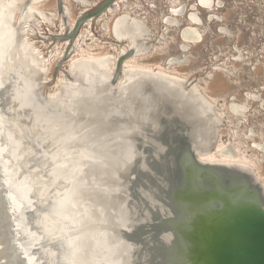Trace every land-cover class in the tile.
<instances>
[{
  "label": "bare ground",
  "instance_id": "1",
  "mask_svg": "<svg viewBox=\"0 0 264 264\" xmlns=\"http://www.w3.org/2000/svg\"><path fill=\"white\" fill-rule=\"evenodd\" d=\"M26 1L0 0V264H264V223L254 229L251 219L264 207V194L249 173L264 185V137L239 126L244 118L252 124L248 111L258 97H217L209 80L191 83L181 72L204 42L205 28L194 15L183 25L168 18L163 27L181 24L185 56L153 63L148 60L164 57L168 42L144 53L149 27L136 16L139 11L133 14L134 5L123 8L130 0H116L99 16L113 19L109 29L102 28L115 44L99 43L87 21L67 72L43 94L48 60L30 33L48 19L42 11L46 0L24 9ZM208 1H196L192 11L217 6ZM171 8L172 15H182ZM67 44L50 56L62 57ZM134 45L138 52L123 61L114 84L119 58ZM87 62L97 64L91 71L76 70ZM225 69L236 78L226 67L212 70ZM126 70L161 75L177 85L129 82ZM252 137L257 139L249 152ZM194 159L250 175L206 172ZM240 187L252 192L242 195L243 204ZM214 203L221 205L218 211ZM230 221L235 229L227 227Z\"/></svg>",
  "mask_w": 264,
  "mask_h": 264
},
{
  "label": "rangeland",
  "instance_id": "2",
  "mask_svg": "<svg viewBox=\"0 0 264 264\" xmlns=\"http://www.w3.org/2000/svg\"><path fill=\"white\" fill-rule=\"evenodd\" d=\"M66 1L64 0V6L67 12L64 15L60 14L58 0H46L44 2L46 6L43 7L42 11L48 19L31 28L30 39L35 42V46L39 50L41 49L42 58L48 60V74L46 77L47 79L48 76L51 77L49 78L51 81L45 85V93L54 86L57 69L61 66L65 68L68 65L69 57L75 49L73 45L75 46V42L79 41L77 38L81 36L82 30L85 29L84 27L88 22L91 21L88 26L89 33L93 34L92 36H95L99 43L108 46L114 43L111 33L103 29L105 25L109 29L113 19L106 16L101 21L99 17L109 11L112 6H108L98 13L108 0ZM196 1L201 3V0H130V3L126 4L127 6L124 4L122 6L126 9V7L134 5L133 14L139 11L136 16L143 18L151 32L148 41L150 49L154 45L160 44L161 41L168 42L166 44V47L169 45L168 50L164 52V57L159 56L148 60L153 63H164L172 54L185 56L180 48L182 45L179 35L180 25H183L184 22L187 23V16L190 18L194 15L201 31L205 28L202 36L204 42L192 50V63L181 68V72L191 78V81L198 78L203 84H206L205 82L209 80L207 83L211 84L210 93L217 97L229 98L234 96L235 98L237 95L238 100L236 102L244 101L248 95L258 97L252 98L251 107L248 111V117L251 118L250 122L253 125H249V120L244 118L239 126L240 128L242 126L246 128V130L242 129L245 130V134L252 129L255 134L254 137H259V134L264 137V127L259 126L261 123L264 124V0H216L217 6L215 8L211 7L208 10L200 8L192 11ZM212 1L209 0L207 4H213ZM115 2L116 0L113 1V4ZM87 5H89V8L82 10V7ZM171 7H176V10L182 12L180 13L182 15H172L173 8ZM86 10L88 12L83 13ZM84 16L86 18L79 26L77 33L70 36L78 25L80 18ZM168 18H173L175 21L179 19L181 24L175 28L170 27V30L166 28V32L163 27ZM73 19H75L74 29L70 30L69 26L73 23ZM90 39H92L91 36ZM66 41L68 44L64 48L62 57L52 58L50 56L52 50L58 47L62 49ZM122 44V42L117 43L120 46H123ZM226 63H228L227 66ZM218 66L232 70L237 75L236 78L230 76L226 69L224 72L212 70ZM53 75L54 77H52ZM210 75H213V77H210ZM229 127L223 128L225 133L223 138H229L227 134ZM245 134L243 133V135ZM254 137L248 139L247 150L249 152L253 150L252 147L254 148V142L257 139ZM236 138L232 137L234 142ZM259 138L261 139V137ZM216 146L217 141L212 151L215 150Z\"/></svg>",
  "mask_w": 264,
  "mask_h": 264
},
{
  "label": "water",
  "instance_id": "3",
  "mask_svg": "<svg viewBox=\"0 0 264 264\" xmlns=\"http://www.w3.org/2000/svg\"><path fill=\"white\" fill-rule=\"evenodd\" d=\"M31 1H33V0H28L26 3H25V5H24V9L28 6V3L29 2H31ZM82 1H84V0H82ZM113 1L114 0H108L106 3H105V5L102 7V9L98 12V13H100L101 11H103L104 9H106L108 6H112L113 7ZM58 3H59V10H60V14H64V15H66V12H67V9L65 8V6H64V0H58ZM24 9H23V11H24ZM86 18V16H84V17H81L80 18V20L78 21V25L76 26V28L72 31V33L70 34V36H72V35H74V34H76L77 33V30H78V28H79V26L81 25V23L83 22V20ZM20 22V21H19ZM18 26H19V24H18ZM148 36H149V31H148V34H147V36H145L146 38H147V40H143V43L145 44V52L144 53H147L148 54V52H149V50H150V45H149V38H148ZM138 52V48L134 45L133 47H131V49H130V51L129 52H125V53H123L122 55H121V57H120V59H119V61H118V66H117V69H116V72L115 73H113V75H111V77H113V79L112 80H114L113 82H114V84H117V82H118V80H119V78H120V76H121V74H122V71H123V69H122V63H123V61L126 59V57H128V56H130V55H133V54H136ZM173 59H171L170 61H172ZM95 64H97V63H92V62H87L86 64H82V63H80V64H77L75 67H76V70H78V67L80 66V67H86L87 68V70H90V69H88V67H91V66H95ZM80 67H79V69H80ZM86 68H84V69H86ZM91 71V70H90ZM128 73H127V75L129 76V78L130 79H128L129 80V82L130 81H132L131 79H138V80H143V79H152V80H154V81H160V82H163L164 84H166V85H177V81H173V82H171V81H169V80H167V79H165L163 76H161V75H152L151 73H148V72H144V71H133V70H126ZM134 83V82H133ZM180 84V83H179ZM115 88V87H114ZM114 90V89H113ZM121 92H123V90L121 89V91H120V93ZM114 94H116V93H114ZM192 94L195 96L196 95V93L195 92H192ZM197 99H199L200 101H203L202 100V98L197 94ZM199 101V102H200ZM204 102V101H203ZM201 104L202 105H204L202 102H201ZM208 111V110H207ZM213 114V116H214V113H212ZM191 155H193V154H191ZM194 161H195V163L197 164L196 165V168L197 169H199V170H206V172L207 171H210V170H213V169H215V168H219V169H231L233 172H239L240 173V171H243V172H245L246 174H248V175H250L251 174V180H252V183L254 184V185H256V186H258L259 187V189H261L260 191H261V193H263L264 194V185L261 183V181L257 178V176L253 173V178H252V172L250 171H248V170H243V169H238V168H235V167H233V166H229V168H228V166H219V165H217V166H212V165H209V164H206V163H201V162H196V160L194 159ZM213 168V169H212ZM250 174H249V173ZM208 183H206L205 184V188H206V190H211L214 186H213V184H211V183H209V181H207ZM250 188H253V187H250ZM205 190V189H204ZM240 190H242V191H240V192H243L242 194H240V196H237L238 198H239V200H240V203L241 204H243V201H242V198L244 197V196H242L243 194H247V193H252V192H247L246 190H244L242 187H240ZM237 193H239V192H235L234 194H237ZM233 197V196H232ZM231 197V198H232ZM236 198V197H235ZM263 198H264V196H263ZM217 202V201H216ZM225 204V203H224ZM232 204H235V205H238L237 203H235V202H232ZM262 205H264V204H262ZM221 208V205L219 204V203H214V206L212 207V209H213V211L215 210V211H218L219 209ZM221 211V210H220ZM219 211V212H220ZM209 212V211H208ZM210 213V212H209ZM251 215H252V213H251ZM253 217L251 218L252 220H253V227H254V229H255V227L258 225L259 226V224H262V223H264V207H262L261 205H259V207L257 208V209H255L254 210V212H253V215H252ZM249 218H250V216H249ZM257 220H256V219ZM236 224L237 223H235L234 221H230L228 224H227V227H230V228H236ZM258 228V227H257ZM261 228V227H260ZM255 231V230H254ZM262 231H264V230H262Z\"/></svg>",
  "mask_w": 264,
  "mask_h": 264
},
{
  "label": "flooded vegetation",
  "instance_id": "4",
  "mask_svg": "<svg viewBox=\"0 0 264 264\" xmlns=\"http://www.w3.org/2000/svg\"><path fill=\"white\" fill-rule=\"evenodd\" d=\"M226 4H227V1H226ZM74 46V45H73ZM67 67H68V65L65 67V68H63L62 66L61 67H59L58 69H57V75H56V77H55V82L57 81V78H58V76L60 75V73L62 72V70L64 71V72H67ZM56 72V71H55ZM52 77H54V75L52 76ZM210 77H213V75H210ZM49 78H51V77H49L48 76V79L46 78L45 80H44V82H42L43 83V87L41 88L42 89V92H43V94H45V92H44V88H45V85L46 84H48L51 80H49ZM199 81V82H201V80L200 79H198V78H194L191 82H194V81ZM55 85V84H54Z\"/></svg>",
  "mask_w": 264,
  "mask_h": 264
}]
</instances>
